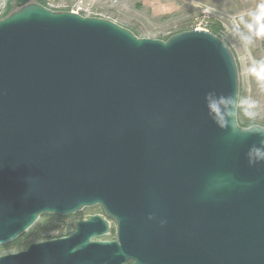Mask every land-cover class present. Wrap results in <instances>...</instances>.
Here are the masks:
<instances>
[{
  "label": "water",
  "instance_id": "water-1",
  "mask_svg": "<svg viewBox=\"0 0 264 264\" xmlns=\"http://www.w3.org/2000/svg\"><path fill=\"white\" fill-rule=\"evenodd\" d=\"M0 19V245L99 205L0 264H264V127L237 120L229 45L143 38L12 0ZM115 223L114 239L103 240Z\"/></svg>",
  "mask_w": 264,
  "mask_h": 264
},
{
  "label": "rangeland",
  "instance_id": "rangeland-1",
  "mask_svg": "<svg viewBox=\"0 0 264 264\" xmlns=\"http://www.w3.org/2000/svg\"><path fill=\"white\" fill-rule=\"evenodd\" d=\"M7 4L12 10V0H7ZM109 11L118 24L143 38L164 40L183 30H216L237 62L238 123L244 127L255 124L264 127V0H120ZM101 210L96 205L72 215L42 214L15 240L0 245V256L24 249L49 235H67L79 219ZM115 236L112 222L110 232L101 239Z\"/></svg>",
  "mask_w": 264,
  "mask_h": 264
},
{
  "label": "built area",
  "instance_id": "built-area-1",
  "mask_svg": "<svg viewBox=\"0 0 264 264\" xmlns=\"http://www.w3.org/2000/svg\"><path fill=\"white\" fill-rule=\"evenodd\" d=\"M119 2L120 0H43V5L55 11H70L84 16L104 17L115 20L110 15L109 9L119 4ZM7 5V0H0V18L4 16ZM258 8L260 9V6ZM65 235H49L44 237V239Z\"/></svg>",
  "mask_w": 264,
  "mask_h": 264
},
{
  "label": "trees",
  "instance_id": "trees-1",
  "mask_svg": "<svg viewBox=\"0 0 264 264\" xmlns=\"http://www.w3.org/2000/svg\"><path fill=\"white\" fill-rule=\"evenodd\" d=\"M35 1L38 2V3H41L42 2L41 0H35ZM10 11H11V5L8 6V8H7L6 12H5V15L8 14ZM211 32L214 33V34H216V30H212Z\"/></svg>",
  "mask_w": 264,
  "mask_h": 264
},
{
  "label": "flooded vegetation",
  "instance_id": "flooded-vegetation-1",
  "mask_svg": "<svg viewBox=\"0 0 264 264\" xmlns=\"http://www.w3.org/2000/svg\"><path fill=\"white\" fill-rule=\"evenodd\" d=\"M25 248H26V247H25ZM25 248H24V249H25ZM21 250H23V249H21ZM19 251H20V250H19ZM16 252H17V251H16ZM12 253H13V252H12ZM131 264H132V263H131Z\"/></svg>",
  "mask_w": 264,
  "mask_h": 264
}]
</instances>
